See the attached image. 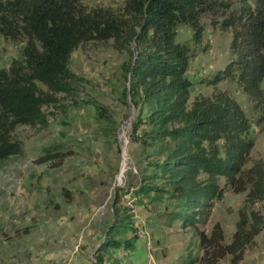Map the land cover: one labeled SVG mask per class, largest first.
I'll use <instances>...</instances> for the list:
<instances>
[{
  "label": "trees",
  "instance_id": "obj_1",
  "mask_svg": "<svg viewBox=\"0 0 264 264\" xmlns=\"http://www.w3.org/2000/svg\"><path fill=\"white\" fill-rule=\"evenodd\" d=\"M208 16L220 17L221 27L232 29L231 57L202 83L236 80L264 110V0L239 6L229 0H122L120 9L88 7L83 0H0V36L23 44L20 57L0 69V161L21 153L20 142L12 139L18 126L45 127L44 108L73 89V52L89 42L113 41L127 52L122 71L125 97L137 111L133 139L151 159L138 188L123 194L140 197V204L174 203L159 218L192 231L202 250L199 258L188 255L179 264H219L228 256L238 264L264 227V165L243 168L254 147L252 125L226 91L216 89L188 103L187 72ZM181 25L191 29L192 45L175 42ZM99 115L107 122L108 115ZM221 176L225 187L246 194L229 242L220 223L209 234L200 229L223 196ZM118 203L94 264H122L110 251L134 250L133 208ZM128 233L132 237L125 239Z\"/></svg>",
  "mask_w": 264,
  "mask_h": 264
},
{
  "label": "rangeland",
  "instance_id": "obj_2",
  "mask_svg": "<svg viewBox=\"0 0 264 264\" xmlns=\"http://www.w3.org/2000/svg\"><path fill=\"white\" fill-rule=\"evenodd\" d=\"M229 1L239 6L244 0ZM83 3L113 9L122 6V0ZM220 22V17L202 19V42L187 72L192 82L188 103L216 89L226 91L238 103L252 125L254 147L243 165L249 169L264 165V110L248 99L236 80L216 85L201 81L222 70L231 57L232 29L221 27ZM175 42L192 45L191 29L179 26ZM22 46L0 36V69L20 57ZM127 60V52L117 49L113 41L83 44L70 60L76 76L73 89L56 95L57 102L44 108L46 126H18L12 134L21 144V153L0 161V264H94L118 200L117 207L133 208L136 229L133 251H110L122 264H179L188 255H202L192 231L159 218L174 203L164 199L140 204V197L123 194L138 188L151 160L144 158L133 139L137 111L125 97L128 84L122 66ZM260 87L264 91V81ZM99 112L108 115L107 122ZM218 183L224 188L223 196L214 202L200 229L209 234L220 223L229 242L246 194L225 187L223 176ZM131 237L128 233L124 238ZM219 264H231V258ZM238 264H264V227Z\"/></svg>",
  "mask_w": 264,
  "mask_h": 264
}]
</instances>
